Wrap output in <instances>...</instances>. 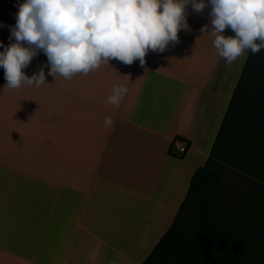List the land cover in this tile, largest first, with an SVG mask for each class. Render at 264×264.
Segmentation results:
<instances>
[{
	"label": "crops",
	"instance_id": "crops-1",
	"mask_svg": "<svg viewBox=\"0 0 264 264\" xmlns=\"http://www.w3.org/2000/svg\"><path fill=\"white\" fill-rule=\"evenodd\" d=\"M17 11V0H0L4 45ZM209 11L186 6L189 30L143 64L111 58L68 78L46 66L39 87L9 88L3 75L0 264H142L150 255L210 157L249 53L231 63L216 54L200 31ZM46 60L38 50L22 71ZM116 82L129 90L106 103Z\"/></svg>",
	"mask_w": 264,
	"mask_h": 264
},
{
	"label": "clouds",
	"instance_id": "clouds-1",
	"mask_svg": "<svg viewBox=\"0 0 264 264\" xmlns=\"http://www.w3.org/2000/svg\"><path fill=\"white\" fill-rule=\"evenodd\" d=\"M202 12L210 6L209 24L216 54L231 63L246 49L264 48V0H17L15 23L9 25L10 39L0 41V67L5 85L39 87L49 75L68 78L87 74L111 58L130 64L144 63L149 50L163 51L178 41V31L189 30L186 6ZM230 28L234 34L225 35ZM207 29V31H205ZM42 50L47 60L27 75L32 58ZM127 85L113 83L105 102L118 105ZM104 124H113L110 115Z\"/></svg>",
	"mask_w": 264,
	"mask_h": 264
},
{
	"label": "trees",
	"instance_id": "trees-1",
	"mask_svg": "<svg viewBox=\"0 0 264 264\" xmlns=\"http://www.w3.org/2000/svg\"><path fill=\"white\" fill-rule=\"evenodd\" d=\"M142 264H264V48L249 50L210 157Z\"/></svg>",
	"mask_w": 264,
	"mask_h": 264
},
{
	"label": "built area",
	"instance_id": "built-area-1",
	"mask_svg": "<svg viewBox=\"0 0 264 264\" xmlns=\"http://www.w3.org/2000/svg\"><path fill=\"white\" fill-rule=\"evenodd\" d=\"M172 147L176 148L180 153H184L187 150V144L179 140H176Z\"/></svg>",
	"mask_w": 264,
	"mask_h": 264
},
{
	"label": "rangeland",
	"instance_id": "rangeland-1",
	"mask_svg": "<svg viewBox=\"0 0 264 264\" xmlns=\"http://www.w3.org/2000/svg\"><path fill=\"white\" fill-rule=\"evenodd\" d=\"M189 230V229H188Z\"/></svg>",
	"mask_w": 264,
	"mask_h": 264
}]
</instances>
